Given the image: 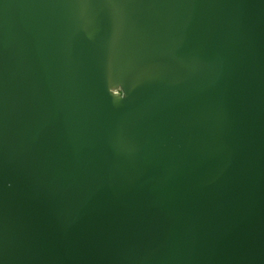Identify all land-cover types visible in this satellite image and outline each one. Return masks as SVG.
Segmentation results:
<instances>
[{
    "label": "water",
    "instance_id": "95a60500",
    "mask_svg": "<svg viewBox=\"0 0 264 264\" xmlns=\"http://www.w3.org/2000/svg\"><path fill=\"white\" fill-rule=\"evenodd\" d=\"M0 264H264V0H0Z\"/></svg>",
    "mask_w": 264,
    "mask_h": 264
}]
</instances>
